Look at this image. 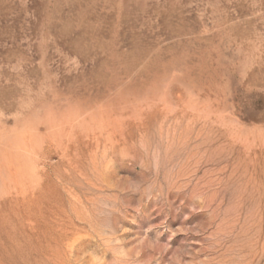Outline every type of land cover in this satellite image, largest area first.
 I'll list each match as a JSON object with an SVG mask.
<instances>
[{
  "label": "rangeland",
  "instance_id": "obj_1",
  "mask_svg": "<svg viewBox=\"0 0 264 264\" xmlns=\"http://www.w3.org/2000/svg\"><path fill=\"white\" fill-rule=\"evenodd\" d=\"M0 264H264V0H0Z\"/></svg>",
  "mask_w": 264,
  "mask_h": 264
}]
</instances>
